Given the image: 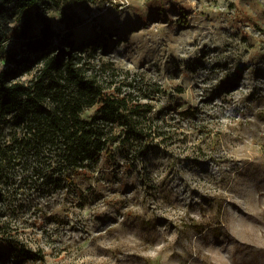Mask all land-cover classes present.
Segmentation results:
<instances>
[{
  "label": "rangeland",
  "instance_id": "rangeland-1",
  "mask_svg": "<svg viewBox=\"0 0 264 264\" xmlns=\"http://www.w3.org/2000/svg\"><path fill=\"white\" fill-rule=\"evenodd\" d=\"M47 1L63 33L101 39L90 71L113 64L161 82L149 115L174 122L175 137L144 166L80 175L79 192L15 195L13 171L0 264H264V0ZM9 50L19 53L12 37L0 68ZM38 68L19 78L40 80Z\"/></svg>",
  "mask_w": 264,
  "mask_h": 264
},
{
  "label": "trees",
  "instance_id": "trees-1",
  "mask_svg": "<svg viewBox=\"0 0 264 264\" xmlns=\"http://www.w3.org/2000/svg\"><path fill=\"white\" fill-rule=\"evenodd\" d=\"M47 4L0 0V47L11 37L19 43V53L7 51L11 63L0 68V130L11 127L9 137L0 140L4 206L13 171L19 174L18 184L14 178L11 182L18 186L15 195L28 186L79 192L80 175L95 174L103 162L144 166L152 152L168 147L175 137L174 122L149 115L156 107V93L163 90L161 82L145 81L139 71L113 64L104 74L90 71L101 39L78 40L71 31L63 33L46 14ZM36 66L40 80L19 78ZM93 106H98L96 113L84 117ZM10 206L3 210L6 216ZM6 222L0 217V239ZM22 250L26 256L39 255Z\"/></svg>",
  "mask_w": 264,
  "mask_h": 264
}]
</instances>
